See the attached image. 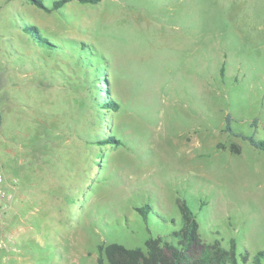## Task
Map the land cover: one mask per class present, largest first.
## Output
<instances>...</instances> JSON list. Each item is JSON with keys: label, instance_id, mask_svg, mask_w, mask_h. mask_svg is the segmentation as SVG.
<instances>
[{"label": "rangeland", "instance_id": "rangeland-1", "mask_svg": "<svg viewBox=\"0 0 264 264\" xmlns=\"http://www.w3.org/2000/svg\"><path fill=\"white\" fill-rule=\"evenodd\" d=\"M0 110V264L176 243L182 202L187 260L264 249V0H0Z\"/></svg>", "mask_w": 264, "mask_h": 264}, {"label": "trees", "instance_id": "trees-1", "mask_svg": "<svg viewBox=\"0 0 264 264\" xmlns=\"http://www.w3.org/2000/svg\"><path fill=\"white\" fill-rule=\"evenodd\" d=\"M34 5L41 7L47 11L61 7L68 0H57L53 2L52 8L44 4L43 0H28ZM91 1V0H81ZM92 67V66H91ZM93 70H95L93 68ZM116 102H106L104 105H115ZM2 123V114L0 110V128ZM225 129L232 133L230 126V117H226ZM235 136L241 137L253 146L264 153V138H256L254 135H245L240 132L234 133ZM232 148L238 152L236 146ZM182 226L173 232L176 238V243L164 241L162 236L148 237L145 241V248L140 246L127 247L122 243L110 242L107 244H100L98 246L99 255L97 257V264H237L236 243L234 240L229 242V247L224 248L219 241L212 244H207V254L202 255L192 260L185 258V251L194 244H199L201 238L198 232V222L190 207L182 202L179 205ZM142 215L147 214L146 208H140ZM167 249V251H166ZM243 260L248 259L247 253L242 256ZM264 261V249L259 250L253 256L252 262L260 264Z\"/></svg>", "mask_w": 264, "mask_h": 264}, {"label": "built area", "instance_id": "built-area-1", "mask_svg": "<svg viewBox=\"0 0 264 264\" xmlns=\"http://www.w3.org/2000/svg\"><path fill=\"white\" fill-rule=\"evenodd\" d=\"M3 177L0 175V218L4 211V208L9 204L12 198L11 193L3 185Z\"/></svg>", "mask_w": 264, "mask_h": 264}]
</instances>
